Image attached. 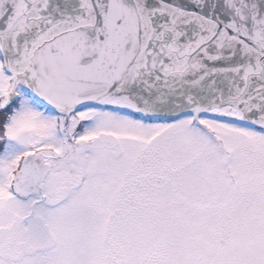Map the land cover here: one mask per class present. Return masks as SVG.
<instances>
[{
    "label": "snow or ice",
    "instance_id": "1",
    "mask_svg": "<svg viewBox=\"0 0 264 264\" xmlns=\"http://www.w3.org/2000/svg\"><path fill=\"white\" fill-rule=\"evenodd\" d=\"M0 264H264V0H0Z\"/></svg>",
    "mask_w": 264,
    "mask_h": 264
}]
</instances>
